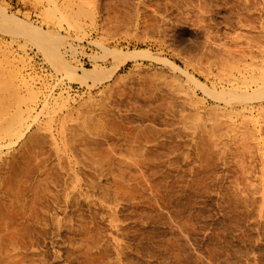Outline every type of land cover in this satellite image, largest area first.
Instances as JSON below:
<instances>
[{"label": "rangeland", "instance_id": "rangeland-1", "mask_svg": "<svg viewBox=\"0 0 264 264\" xmlns=\"http://www.w3.org/2000/svg\"><path fill=\"white\" fill-rule=\"evenodd\" d=\"M0 264H264V0H0Z\"/></svg>", "mask_w": 264, "mask_h": 264}, {"label": "bare ground", "instance_id": "bare-ground-1", "mask_svg": "<svg viewBox=\"0 0 264 264\" xmlns=\"http://www.w3.org/2000/svg\"><path fill=\"white\" fill-rule=\"evenodd\" d=\"M126 58V57H125ZM125 58H123V62H125L126 60H125ZM128 58V57H127ZM130 58V57H129ZM132 58V57H131ZM112 73V72H111ZM110 73V74H111ZM101 74H103L102 72H101ZM100 74V75H101ZM99 72L97 71H95V72H88V71H84V73L82 74V79H91V81H95V80H98L99 79ZM102 77V76H101ZM100 77V78H101ZM109 78V77H108ZM7 132L8 131H11V129L9 128V129H7L6 130Z\"/></svg>", "mask_w": 264, "mask_h": 264}]
</instances>
